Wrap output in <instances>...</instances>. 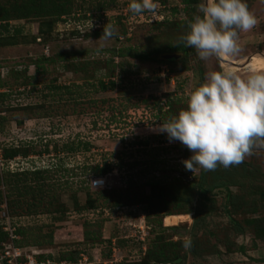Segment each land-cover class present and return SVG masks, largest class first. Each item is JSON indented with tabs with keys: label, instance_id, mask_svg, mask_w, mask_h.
<instances>
[{
	"label": "rangeland",
	"instance_id": "rangeland-1",
	"mask_svg": "<svg viewBox=\"0 0 264 264\" xmlns=\"http://www.w3.org/2000/svg\"><path fill=\"white\" fill-rule=\"evenodd\" d=\"M158 1L154 12L133 14L131 0H71V15L45 38L38 36L36 18L9 21L10 34L20 32L18 45L0 48V147L16 149L19 156L5 160L0 176L37 169L50 174L45 191L35 192L41 201L16 192L9 200L2 198L0 227L8 238L0 243V264H6V251L10 264H157L146 258L156 238L180 241L187 249L194 234L208 251L200 258L187 255L182 264H264V240L249 231L241 236L231 231L223 210L225 188L214 190L206 224L194 234L193 214L167 216L159 223V217L142 210L151 193L147 180L164 181L157 192L179 195H186L184 185L172 178L200 181L202 168L192 173L182 163L192 153L158 131L166 103L186 109L189 93L207 72L264 73V0H244L257 24L239 32L240 52L207 61L195 49L187 55L169 51L188 31L189 15L180 0ZM11 6L13 2L5 4ZM196 14L201 13L195 7L190 19ZM108 23L112 37L82 38L104 31ZM127 48L164 50L155 57L167 62L114 55ZM99 81H113L114 88L101 91ZM138 141L148 145L139 147ZM244 161L254 171V183L264 189V149H254ZM97 165H107L109 173L90 175L88 169ZM92 181L101 183L95 187ZM87 195L96 201L95 209L78 211L86 207ZM86 232L96 237L86 239Z\"/></svg>",
	"mask_w": 264,
	"mask_h": 264
},
{
	"label": "trees",
	"instance_id": "trees-1",
	"mask_svg": "<svg viewBox=\"0 0 264 264\" xmlns=\"http://www.w3.org/2000/svg\"><path fill=\"white\" fill-rule=\"evenodd\" d=\"M8 2H13V6L6 8L5 4ZM18 2H20V0H0V48L16 46L19 44L16 35L20 31H17L15 34H10L8 30V23L12 18H36L40 20L38 36L45 38L50 36L54 26L60 22L63 17L70 16L72 11V9L70 10L69 8L71 0H60V2L55 0H21L22 5L20 2V7L17 5ZM200 2L201 0H180V4H182L184 6L183 9L187 11L190 21L193 18L190 19V14L195 13V7ZM173 11H176V9H173ZM103 34L104 31L96 29L81 36L84 40H87L101 38ZM73 35L79 37L80 34L75 31ZM189 50H192V48H186L180 43V41L178 44L169 47L170 52L181 51L185 55L188 54ZM163 52L164 50L154 49L153 51L146 53H139L136 49L133 50L127 48L126 50L113 53L119 58L129 57L142 63L158 61L167 62L155 57ZM68 65L70 64H67V66ZM70 66L71 67L68 68L75 69L73 65ZM77 68L85 69V67ZM98 86L99 90L105 91L109 88H114V82L110 81L109 84L106 85L102 81H99ZM1 87L3 86L0 85V88ZM3 94L4 93H1L0 96ZM173 103V101L166 103L167 112L163 113V122H167L172 116L178 115L179 111L182 109L179 104ZM147 145L148 141L137 142V146L139 147H146ZM1 154L4 160H11L19 156V151L16 149L6 150L3 148ZM135 164H137L136 161ZM108 168L107 165L101 167L97 165L90 167L88 172L94 177H99L109 173L110 169ZM49 174L50 172L47 169H37L31 171V173L30 171L18 173L7 172L4 176H0V188L4 187V192L0 189V204L2 198L9 200L12 192H16L15 194L18 197L33 196L32 198L36 201H41L38 197L36 199L35 192L41 195L45 191L43 187ZM199 179L200 181L198 183L194 181H184L182 176L177 179H171L172 182L179 181L183 183V191L186 192V195L163 193V191L157 192L156 189L164 185V181H161L160 179L147 180L145 185L150 188L151 193L145 198V204L142 208L143 213L146 214V216H151L153 218L159 217V223L161 222L160 219H164L167 216L193 214L195 224L194 230L192 231L194 234L203 229L206 224V218L211 212L208 210L210 209L208 206H212L215 202V194H213L214 190L225 188L227 191L224 196L223 210L226 217L229 219L231 231L240 236L249 231L252 233L254 239L260 241L264 240V189L254 183V171L250 164L243 161V163L238 166L227 168L225 177L223 176V167H217L215 171H205L202 169V172L200 171ZM27 182L30 183L28 184ZM233 187L237 188L239 192L233 193L230 191V188ZM194 200H196L197 203L196 208L193 207ZM95 203L96 201L87 195L85 203L86 207H83V209H78L77 207V210L95 209ZM74 206H76L75 201ZM238 217H242V221H238ZM17 234L22 233L17 232ZM95 237L96 235L92 236L87 232L84 235V238L86 239ZM7 238L8 234L6 231H3V227H0V243L4 242ZM199 242L200 240H198L194 234L187 249H185L184 244L180 241L164 242L161 238H156L150 245V251L146 253L147 262L150 259L153 263L157 264H182L184 260H186L187 255L200 258L205 255L204 253L208 250L207 246H205L204 249H202V246L200 248ZM17 245L19 244L16 243V246ZM240 250L243 251V247H241ZM18 261L19 259H17V263H19ZM20 261L22 262V260ZM5 263L9 264L7 263V260Z\"/></svg>",
	"mask_w": 264,
	"mask_h": 264
},
{
	"label": "clouds",
	"instance_id": "clouds-1",
	"mask_svg": "<svg viewBox=\"0 0 264 264\" xmlns=\"http://www.w3.org/2000/svg\"><path fill=\"white\" fill-rule=\"evenodd\" d=\"M128 7L131 13L142 14L154 12L157 4L131 0ZM196 8L202 15L193 16L179 40L204 61L235 57L241 50L239 32L257 24L244 0H201ZM113 35L108 23L100 40ZM158 131L192 153L182 161L192 173L240 165L254 149H264V73L250 70L245 77L231 69L205 73L203 83L189 93L186 109L160 124ZM92 183L96 187L101 182Z\"/></svg>",
	"mask_w": 264,
	"mask_h": 264
},
{
	"label": "built area",
	"instance_id": "built-area-1",
	"mask_svg": "<svg viewBox=\"0 0 264 264\" xmlns=\"http://www.w3.org/2000/svg\"><path fill=\"white\" fill-rule=\"evenodd\" d=\"M2 92H4V90L0 89V93H2ZM1 148H2V146L0 147V167L3 166V164H4V159H3L2 154H1L2 153V149ZM10 236L13 239L12 233H10ZM8 254H11V253L6 251L5 252V258H7V263L10 264V263H12V261H11V257H9ZM14 254H15V256L17 255V253H14ZM13 260H14V258H13ZM16 263H17V260H16Z\"/></svg>",
	"mask_w": 264,
	"mask_h": 264
},
{
	"label": "water",
	"instance_id": "water-1",
	"mask_svg": "<svg viewBox=\"0 0 264 264\" xmlns=\"http://www.w3.org/2000/svg\"><path fill=\"white\" fill-rule=\"evenodd\" d=\"M167 59H171V57L169 56V57H166Z\"/></svg>",
	"mask_w": 264,
	"mask_h": 264
}]
</instances>
